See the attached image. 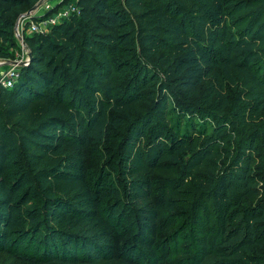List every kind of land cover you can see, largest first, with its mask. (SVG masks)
I'll list each match as a JSON object with an SVG mask.
<instances>
[{
  "label": "trees",
  "instance_id": "1",
  "mask_svg": "<svg viewBox=\"0 0 264 264\" xmlns=\"http://www.w3.org/2000/svg\"><path fill=\"white\" fill-rule=\"evenodd\" d=\"M38 1L0 0V58ZM69 1L77 13L22 38L30 61L0 89L7 264H264V0ZM110 129L118 170H90ZM208 161L184 217L158 221L150 172L176 166L182 185Z\"/></svg>",
  "mask_w": 264,
  "mask_h": 264
},
{
  "label": "rangeland",
  "instance_id": "2",
  "mask_svg": "<svg viewBox=\"0 0 264 264\" xmlns=\"http://www.w3.org/2000/svg\"><path fill=\"white\" fill-rule=\"evenodd\" d=\"M61 0H46L44 1L38 9L31 13L29 15V19L31 21L38 20L39 16H50L52 13L54 14L58 10H60V7L73 4V1L67 0V3L65 5L56 7V4L59 3ZM74 5V4H73ZM26 11H23L20 15H18V19L25 13ZM18 19L15 21L14 24V37H15V49H14V56L12 59L9 58H0V61H25L26 64L30 61V51L27 46V44L22 43V38L26 36H31L35 32H30L28 30V20H25L22 25L18 21ZM18 21V22H17ZM48 27H39L38 33L39 34H47L48 33ZM16 29L18 31L16 32ZM18 33V34H16ZM37 33V32H36ZM37 33V34H38ZM18 35V36H17ZM29 57V61H28ZM6 66V65H4ZM18 67V66H17ZM198 91H200L198 89ZM151 103V100L147 101H141L135 104V106L131 109V116L137 114L140 111H144ZM121 130H113L110 129L107 133L104 142L102 144H94L89 145L86 148V164L90 170L93 171H99L102 168L105 169H111L115 168V170H118L117 162H115V159L117 157L118 148H119V137H120ZM214 161H208L204 162L200 167L194 170L193 175L188 178L186 182H184L182 185L178 184V178H179V169L178 167H168V166H161L159 168H156L150 172L152 177V191H151V199L155 203L156 206H158V221H161L163 218L167 217V215L172 213H177L178 216L184 217L186 206L188 201L190 200L188 193L195 190V187L198 185L204 184L205 178L208 177L209 172H212L215 170V166L213 165ZM115 165V166H114ZM208 165H211L208 167ZM116 176H121L120 173L117 172ZM169 181L171 185H169V188L166 189V196L162 194V188L165 185V182ZM114 198H106L103 200L104 205H109L113 202ZM174 201L173 203V210L171 213L168 212V209L165 207L164 201ZM182 211V212H180ZM130 219L126 220L125 223L129 222ZM179 220L177 223H179ZM115 222V221H114ZM178 225V224H175ZM172 228V226L170 227ZM124 231H119L117 234V237L115 238V242L119 241L123 237ZM128 233H126L127 236L131 235V230H128ZM123 234V235H120ZM169 233L162 234L163 236H166ZM162 235H159L160 239L163 237ZM125 236V235H124ZM118 243V242H117ZM128 259H132L131 262H138V264H143V261H136V258L131 256L128 257L127 253H122L120 258H116L115 260L111 261L110 264H123L122 262L128 261ZM178 259H182V256L179 255H172L168 259H166L163 262H159V264H176V261ZM11 261V258L8 256H3L0 254V264H7ZM103 260L96 261L95 264H104ZM23 264V263H18Z\"/></svg>",
  "mask_w": 264,
  "mask_h": 264
},
{
  "label": "built area",
  "instance_id": "3",
  "mask_svg": "<svg viewBox=\"0 0 264 264\" xmlns=\"http://www.w3.org/2000/svg\"><path fill=\"white\" fill-rule=\"evenodd\" d=\"M70 13H77V8L75 5L70 4L63 7H60V10L52 13L50 16H46L43 19H40L36 21H31V17H20L18 21L22 23L25 20L29 21L28 30L30 32H37L39 30V27L42 26L43 28L46 26H49L52 23L57 22L60 19L66 18ZM17 21V22H18ZM18 29H16V32ZM18 34V33H16ZM18 36V35H17ZM17 62V61H16ZM6 65V66H4ZM18 77V67L17 65H13L10 63V61H0V89H8L12 87V85L15 83L16 79Z\"/></svg>",
  "mask_w": 264,
  "mask_h": 264
},
{
  "label": "water",
  "instance_id": "4",
  "mask_svg": "<svg viewBox=\"0 0 264 264\" xmlns=\"http://www.w3.org/2000/svg\"><path fill=\"white\" fill-rule=\"evenodd\" d=\"M46 0H39L38 2H36L32 7H30L21 17H28L29 15H31V13L35 12L38 7ZM23 43V41H22ZM28 61H29V57H28ZM11 64L13 65H17L18 67H21L23 65H26L25 61H10Z\"/></svg>",
  "mask_w": 264,
  "mask_h": 264
}]
</instances>
